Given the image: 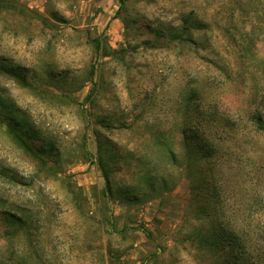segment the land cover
I'll return each instance as SVG.
<instances>
[{
    "label": "rangeland",
    "instance_id": "374dc122",
    "mask_svg": "<svg viewBox=\"0 0 264 264\" xmlns=\"http://www.w3.org/2000/svg\"><path fill=\"white\" fill-rule=\"evenodd\" d=\"M29 1L0 0V264H239L217 222L240 183L260 218L264 0Z\"/></svg>",
    "mask_w": 264,
    "mask_h": 264
},
{
    "label": "trees",
    "instance_id": "16d2710c",
    "mask_svg": "<svg viewBox=\"0 0 264 264\" xmlns=\"http://www.w3.org/2000/svg\"><path fill=\"white\" fill-rule=\"evenodd\" d=\"M118 1L122 3V0ZM257 120L259 131L264 132L263 116L257 117ZM9 130L17 144H19L20 147L28 150L29 146L22 139V136L17 133L13 127L9 126ZM191 139L195 140L196 138L193 137ZM217 139H219L220 141L221 138L218 137ZM206 141L208 146L206 154L208 157H212L213 155L218 153V146L214 143L215 139L212 136H207ZM184 146L189 156L192 157V143L186 141ZM203 147L204 145H201L200 148L203 149ZM255 164L257 166V174L259 175V183L263 184L264 156L260 155L258 161H255ZM246 175V173H243L242 179L244 181H246ZM104 176L106 181L109 182L108 176ZM224 179L225 178H223V180ZM246 185L247 184L240 183L235 186L234 193H236L238 197L236 205L234 206L236 209L234 218H231L232 216L229 215L223 216L224 219L221 222H217V226L221 229L222 234L225 233L224 240L227 242V245L231 247V250L233 249L236 252L233 255L234 261L238 262L239 264H264V192L260 190L256 196V204L259 205L261 209L259 212L260 218L256 224L257 228L254 229V233H252V228H254L250 213L252 200L248 194L249 188L247 189ZM227 190L228 189L226 188L225 191ZM221 191L222 190L219 191L218 196L216 195V198L217 200L219 199V201L221 200L219 196ZM228 191L230 192V190ZM207 215H210V213H208ZM256 249L257 254H259V259H256V257L254 256V252Z\"/></svg>",
    "mask_w": 264,
    "mask_h": 264
},
{
    "label": "crops",
    "instance_id": "0c3cea01",
    "mask_svg": "<svg viewBox=\"0 0 264 264\" xmlns=\"http://www.w3.org/2000/svg\"><path fill=\"white\" fill-rule=\"evenodd\" d=\"M93 6L103 7V12L101 15L104 17H113V10L111 9L110 15H108L107 5L111 3V0H88ZM29 8L39 10L41 13L43 12V0H30L28 3ZM86 177L90 179L91 183H99L102 184V175L96 164L89 165L88 172Z\"/></svg>",
    "mask_w": 264,
    "mask_h": 264
}]
</instances>
